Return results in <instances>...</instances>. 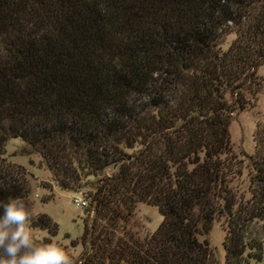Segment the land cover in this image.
<instances>
[{
  "label": "trees",
  "instance_id": "1",
  "mask_svg": "<svg viewBox=\"0 0 264 264\" xmlns=\"http://www.w3.org/2000/svg\"><path fill=\"white\" fill-rule=\"evenodd\" d=\"M260 66L264 0H0V202L27 198L4 162L16 138L59 187L87 189L75 264L259 261L264 118L248 157L229 127L255 107ZM141 203L163 216L150 235L133 229ZM52 221L32 224L51 236Z\"/></svg>",
  "mask_w": 264,
  "mask_h": 264
},
{
  "label": "rangeland",
  "instance_id": "2",
  "mask_svg": "<svg viewBox=\"0 0 264 264\" xmlns=\"http://www.w3.org/2000/svg\"><path fill=\"white\" fill-rule=\"evenodd\" d=\"M256 75L260 92L257 95L255 107L235 115L229 127L231 144L239 158L248 157L255 152L254 131L257 121L264 118V66L257 68ZM24 146L25 143L22 140L10 139L6 144L4 162L15 168V172H18L16 178L28 190L26 202L35 209V219L47 216L57 224V233L51 236L45 229H36L40 241L44 243L51 240L60 241L66 249L70 250L72 262L75 264L82 256L84 248L80 243L74 245V242H77L83 235L85 220L92 219L94 214L88 213V205L86 207L77 206L74 198L84 199L87 189L74 192L59 187L39 155L24 149ZM112 172L113 169H106V174L110 175ZM68 182L76 183L71 180ZM162 221L163 216L157 207L141 203L135 211L133 229L142 235H150L156 231ZM224 236L225 232L220 222L215 221L208 239L211 248L221 262L225 259ZM203 239L204 236H200V240ZM249 264H264V247L262 258L259 261L250 260Z\"/></svg>",
  "mask_w": 264,
  "mask_h": 264
},
{
  "label": "clouds",
  "instance_id": "3",
  "mask_svg": "<svg viewBox=\"0 0 264 264\" xmlns=\"http://www.w3.org/2000/svg\"><path fill=\"white\" fill-rule=\"evenodd\" d=\"M35 209L22 197L0 202V264H73L60 241H40Z\"/></svg>",
  "mask_w": 264,
  "mask_h": 264
},
{
  "label": "built area",
  "instance_id": "4",
  "mask_svg": "<svg viewBox=\"0 0 264 264\" xmlns=\"http://www.w3.org/2000/svg\"><path fill=\"white\" fill-rule=\"evenodd\" d=\"M74 203L79 207H86L88 205L87 201L81 197L74 198Z\"/></svg>",
  "mask_w": 264,
  "mask_h": 264
}]
</instances>
